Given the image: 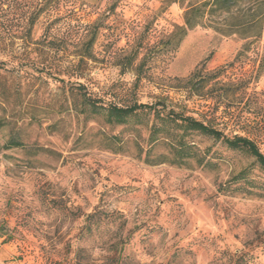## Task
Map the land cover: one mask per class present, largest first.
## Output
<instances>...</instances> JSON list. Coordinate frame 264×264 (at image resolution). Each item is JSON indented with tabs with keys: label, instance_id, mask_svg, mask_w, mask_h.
I'll return each instance as SVG.
<instances>
[{
	"label": "rangeland",
	"instance_id": "obj_1",
	"mask_svg": "<svg viewBox=\"0 0 264 264\" xmlns=\"http://www.w3.org/2000/svg\"><path fill=\"white\" fill-rule=\"evenodd\" d=\"M2 2L0 264H264V170L255 158L190 133L203 164L150 166L154 115L111 125L83 112L81 94L104 106L185 108L264 154V72L256 79L264 40L236 61L246 41L199 26L172 51L167 38L185 9L168 0H48L26 40L29 15ZM99 19L93 58L80 63ZM221 68L228 87L252 77L245 97H188L184 83L197 69Z\"/></svg>",
	"mask_w": 264,
	"mask_h": 264
},
{
	"label": "trees",
	"instance_id": "obj_2",
	"mask_svg": "<svg viewBox=\"0 0 264 264\" xmlns=\"http://www.w3.org/2000/svg\"><path fill=\"white\" fill-rule=\"evenodd\" d=\"M0 0V8L5 4ZM7 3H13L20 8L23 15H29V25L25 30L24 38H32L33 26L49 7L48 0H6ZM169 3H179L184 7V25L176 26L175 30L167 38V45L172 51H176L188 32L199 26H206L213 29L217 34L224 37L236 36L246 41L243 51L239 53L236 61L245 52L251 50L254 43L264 40V0H168ZM11 5V4H10ZM12 8V6H10ZM16 9V7H15ZM102 21L99 19L90 27L87 35V41L80 50V63L93 58L92 49L98 38ZM9 30H0V36H5ZM4 38V37H3ZM133 55L127 57V66L131 67L139 56L137 49ZM146 57L139 65V70L145 66ZM235 63V62H234ZM233 65L230 64V66ZM259 79L264 72V53L259 64ZM225 68L219 69L212 75H204L203 70L197 69L192 77L184 83V89L187 90L190 98L197 96L203 99H230L237 98L239 91L243 97L247 95L248 86L252 84V77L248 80H240L237 84L231 83V86L224 85L222 79L226 73ZM78 78V77H76ZM142 80L138 75L137 82ZM254 80V79H253ZM254 82V81H253ZM83 88L79 85L78 89ZM219 88V89H218ZM81 92V90H80ZM82 94L83 107L86 113L90 112L105 114L107 123L111 125L127 124L132 118L140 117L143 112L154 115V123L150 128L148 145L144 162L150 166L161 164H170L175 166H184L189 160L196 159L199 164L204 163L200 158L197 148L187 140L190 133H198L211 137L217 141H222L226 147L233 151H245L253 158L264 170V154L261 152L258 143L250 137L243 135L227 136L215 125V121L206 117L199 120L185 112V108L169 107L163 101L154 104L133 103L130 106L119 107L117 105H102L101 100L87 98ZM216 96V97H215ZM219 105H216L215 111H218ZM16 141L11 142V146H19ZM165 147L164 153L158 150ZM142 150V149H141Z\"/></svg>",
	"mask_w": 264,
	"mask_h": 264
}]
</instances>
